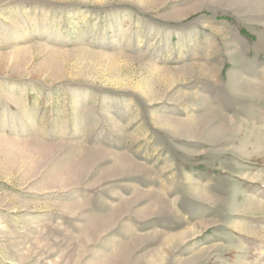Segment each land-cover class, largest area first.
Returning a JSON list of instances; mask_svg holds the SVG:
<instances>
[{
    "label": "rangeland",
    "instance_id": "374dc122",
    "mask_svg": "<svg viewBox=\"0 0 264 264\" xmlns=\"http://www.w3.org/2000/svg\"><path fill=\"white\" fill-rule=\"evenodd\" d=\"M0 264H264V0H0Z\"/></svg>",
    "mask_w": 264,
    "mask_h": 264
},
{
    "label": "trees",
    "instance_id": "16d2710c",
    "mask_svg": "<svg viewBox=\"0 0 264 264\" xmlns=\"http://www.w3.org/2000/svg\"><path fill=\"white\" fill-rule=\"evenodd\" d=\"M242 32H245L244 29H241Z\"/></svg>",
    "mask_w": 264,
    "mask_h": 264
}]
</instances>
